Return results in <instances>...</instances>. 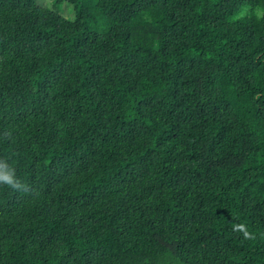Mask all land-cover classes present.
Returning a JSON list of instances; mask_svg holds the SVG:
<instances>
[{
  "label": "trees",
  "instance_id": "obj_1",
  "mask_svg": "<svg viewBox=\"0 0 264 264\" xmlns=\"http://www.w3.org/2000/svg\"><path fill=\"white\" fill-rule=\"evenodd\" d=\"M52 3L0 0V264H264V0Z\"/></svg>",
  "mask_w": 264,
  "mask_h": 264
},
{
  "label": "clouds",
  "instance_id": "obj_2",
  "mask_svg": "<svg viewBox=\"0 0 264 264\" xmlns=\"http://www.w3.org/2000/svg\"><path fill=\"white\" fill-rule=\"evenodd\" d=\"M0 183L7 184L14 189H22L24 187L21 182L15 178V170L5 161H0ZM237 227L244 232V237L246 239L251 238V234L245 230L243 225Z\"/></svg>",
  "mask_w": 264,
  "mask_h": 264
},
{
  "label": "rangeland",
  "instance_id": "obj_3",
  "mask_svg": "<svg viewBox=\"0 0 264 264\" xmlns=\"http://www.w3.org/2000/svg\"><path fill=\"white\" fill-rule=\"evenodd\" d=\"M163 1V0H161ZM38 5L43 8L51 9L53 11H58L65 20L72 19V8L69 4L54 5L52 0H38Z\"/></svg>",
  "mask_w": 264,
  "mask_h": 264
}]
</instances>
